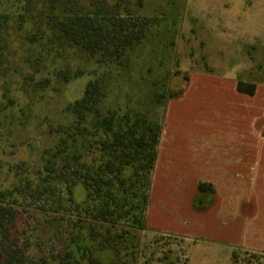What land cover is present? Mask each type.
<instances>
[{
	"label": "rangeland",
	"instance_id": "1",
	"mask_svg": "<svg viewBox=\"0 0 264 264\" xmlns=\"http://www.w3.org/2000/svg\"><path fill=\"white\" fill-rule=\"evenodd\" d=\"M99 4L0 0V192L19 212V244L30 241L37 264L44 257L51 261L52 252L65 245L66 233L55 235L59 224L76 235L79 213L87 217L99 204L95 197L88 200L73 175L72 167L82 165L72 159V143L61 144V131L77 120L70 106L90 82H98L105 94L97 105L103 116L115 114L116 124L122 119L139 132L145 126L166 131L163 155L173 178L153 177L152 207L136 213L145 229L133 227L132 215L118 220V253L96 252L101 264H264V251L245 250L238 224H228L222 208L227 196L212 199L214 193H201L196 184L210 176L216 152L227 144H247L251 161L264 147L262 98L238 90L242 82L264 91V0H122L124 10L149 25L141 43L109 61L60 29L63 19ZM95 121V112L83 121L89 132L97 131ZM99 129L98 137L87 134L83 143L85 173L101 162L95 143L105 128ZM38 186L47 191L39 194ZM98 228L105 232L107 226ZM82 240L80 246H87Z\"/></svg>",
	"mask_w": 264,
	"mask_h": 264
},
{
	"label": "trees",
	"instance_id": "2",
	"mask_svg": "<svg viewBox=\"0 0 264 264\" xmlns=\"http://www.w3.org/2000/svg\"><path fill=\"white\" fill-rule=\"evenodd\" d=\"M148 25L147 18L137 17L124 10L122 0H100L95 10L84 14L75 13L63 19L60 22V29L69 41L81 45L91 55L99 54L104 61H109L122 58L130 47L141 43L146 37ZM238 90L253 95L255 85L246 86L240 82ZM104 96L99 83L90 82L83 97L70 106L77 117L76 123L72 129L61 131L63 142L61 144L64 146L70 141L74 149L72 159L78 165H82L80 168L72 167L77 168L73 175H78V180L83 183L88 200L95 197L99 204L94 205L93 211H88L87 217L82 218V213H79L78 234L75 235L71 230H61L62 226L59 224L55 235L60 238L66 233V237H63L65 245L61 250L52 252L51 261L44 257V260H41L42 264H101L95 255L96 252L108 250L113 255L118 253V238L123 237L120 234L114 235L118 220L132 215L133 227L138 230H144L146 227L141 214L149 205L162 130L161 127L155 130L152 126H145L139 132L134 124L128 125V122L124 123L122 119L116 124L115 114L103 116L97 106ZM176 96L173 95L172 98ZM92 112H95L96 118L92 125L93 129H97L94 133L89 132L88 127L83 124ZM100 126L105 130L102 139L95 143L98 147L95 152L102 154V158L99 159L101 162L97 167L90 166L85 173L83 170L86 164L81 162L84 156L83 143L87 134L98 137ZM79 138L82 140L80 144ZM61 144L57 147L58 154L65 152ZM91 147L90 144L88 148ZM62 161L65 165L63 169H66L68 160L65 157ZM46 169L48 170V166ZM128 170L130 174L127 175ZM76 183L75 179L72 185L75 186ZM40 188L38 186L36 189L39 194L47 191L46 187L42 190ZM198 189L201 193L215 191L213 184L208 182H200ZM140 190L142 192L139 194L137 191ZM68 192L72 194V189L69 188ZM6 196V193L0 192V264H37L30 252L32 247L30 241L26 240L24 244H19L17 231L19 212L14 205L6 202ZM139 197L142 201L137 203L135 200ZM80 207L82 205H76L77 209ZM90 207L88 206V210ZM137 212L141 213L140 216L136 214ZM100 225L107 226L105 232L100 231L98 228ZM80 238L82 242L88 240L87 246H80ZM236 258L237 252H234L233 260Z\"/></svg>",
	"mask_w": 264,
	"mask_h": 264
},
{
	"label": "crops",
	"instance_id": "3",
	"mask_svg": "<svg viewBox=\"0 0 264 264\" xmlns=\"http://www.w3.org/2000/svg\"><path fill=\"white\" fill-rule=\"evenodd\" d=\"M254 95L250 98H262L264 112V91L261 92L259 84ZM175 100L169 102V107ZM260 140L264 142V128L259 129ZM161 147L158 149L154 176H161L162 180H172L166 171V162L163 152L168 143L166 131H162ZM229 147L223 152H216L217 165L211 168V174L205 180L196 181L213 184L215 191L212 196L216 200L222 195L227 196L223 205L228 215L229 225L237 226V232L242 236L241 244L245 250L264 251V147L256 161H251L247 144L240 146L227 144ZM246 150V153L242 152ZM223 155V156H221ZM200 179V178H199ZM154 180V178H153ZM152 207V202L149 205ZM149 209V210H150ZM230 222V223H229Z\"/></svg>",
	"mask_w": 264,
	"mask_h": 264
}]
</instances>
